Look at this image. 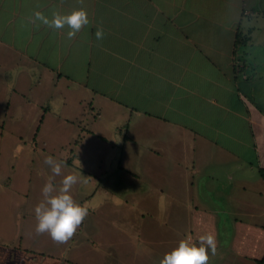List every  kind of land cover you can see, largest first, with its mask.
<instances>
[{
  "label": "crops",
  "instance_id": "1",
  "mask_svg": "<svg viewBox=\"0 0 264 264\" xmlns=\"http://www.w3.org/2000/svg\"><path fill=\"white\" fill-rule=\"evenodd\" d=\"M0 77L6 95L26 84L46 109L71 100L75 118H117L112 165L135 184L39 216L63 233L48 249L19 225L0 231V264L264 257V0H0Z\"/></svg>",
  "mask_w": 264,
  "mask_h": 264
},
{
  "label": "rangeland",
  "instance_id": "2",
  "mask_svg": "<svg viewBox=\"0 0 264 264\" xmlns=\"http://www.w3.org/2000/svg\"><path fill=\"white\" fill-rule=\"evenodd\" d=\"M257 9H260L259 4ZM28 86L20 85L26 93L24 98L9 96L5 94V80L0 77V231L3 236H11L19 225L24 240L37 237V246L48 249L63 233L46 226L48 221L42 223L39 216L72 215L70 212L60 214L58 209L63 206L71 212H83L80 208L86 205L83 196L88 187L115 189L117 194L129 196L128 190L135 184L112 165L117 137L122 136L113 131L114 124L119 123L117 118L104 116L95 121L88 116L75 118L70 114L75 103L71 100H65L62 105L56 102L62 106L59 110L54 111L50 104V109H46L48 99L39 98L42 90L30 94ZM7 104L10 107L5 110ZM68 115L70 120H82L95 133L84 136L81 128L67 121ZM97 134L101 137H96ZM76 140L80 142L75 143ZM103 156L110 159L111 164L99 165ZM62 158H65L63 161L68 159L70 166L61 162ZM80 166L92 170L96 178H89ZM104 170L106 177H102ZM4 184L5 188L1 186ZM140 184L146 185V182ZM147 199L150 200V196ZM63 231L66 233V229ZM57 232L58 236L54 235Z\"/></svg>",
  "mask_w": 264,
  "mask_h": 264
},
{
  "label": "trees",
  "instance_id": "3",
  "mask_svg": "<svg viewBox=\"0 0 264 264\" xmlns=\"http://www.w3.org/2000/svg\"><path fill=\"white\" fill-rule=\"evenodd\" d=\"M238 39H239V41H238ZM240 44H243V41H242V37H240V33H239V35L237 36V42L235 43V47L237 45H240ZM263 261H264V257L260 261H258L257 264H262Z\"/></svg>",
  "mask_w": 264,
  "mask_h": 264
}]
</instances>
